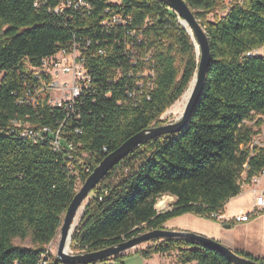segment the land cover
<instances>
[{
	"label": "trees",
	"instance_id": "1",
	"mask_svg": "<svg viewBox=\"0 0 264 264\" xmlns=\"http://www.w3.org/2000/svg\"><path fill=\"white\" fill-rule=\"evenodd\" d=\"M64 1L0 0V264H38L58 237L78 181L84 184L127 140L158 127L198 68L195 43L164 3L82 0L90 10L66 7L54 13ZM185 2L209 39L211 62L203 91L180 133L136 149L92 191L73 234L71 247L77 254L164 229L185 214L216 221L211 216L222 214L242 194L243 185L264 170V140L252 146L264 120L250 123L253 116L264 117V56L256 53L264 47V0ZM218 10L225 16L210 22L209 15ZM115 14L132 21L108 31L101 23ZM86 40L91 41V53L100 47L107 55L91 58L88 53L95 91L83 97L79 114L64 129L61 151H53L51 135L35 144L11 133L15 119L58 130V120L65 117L61 111L45 109L35 115L17 104L16 94L31 78V67ZM127 44L133 45V66L125 54ZM118 69L122 75L114 81ZM115 177L120 179L113 182ZM164 196L176 201L170 210L158 212ZM16 240H30L31 247ZM149 242L153 245L136 254L149 259L177 253L178 264H233L220 252L187 239ZM237 254L264 264V259ZM127 256L94 264L122 263ZM49 257L50 264H62L55 255Z\"/></svg>",
	"mask_w": 264,
	"mask_h": 264
},
{
	"label": "built area",
	"instance_id": "2",
	"mask_svg": "<svg viewBox=\"0 0 264 264\" xmlns=\"http://www.w3.org/2000/svg\"><path fill=\"white\" fill-rule=\"evenodd\" d=\"M66 7L74 9L90 10V5L82 0H67L62 2L54 13L59 14ZM109 13V11H106ZM129 17L115 14L104 20L101 25L106 30H116L124 28L131 23ZM133 36V32L129 33ZM91 41L86 40L84 43L74 42L71 47L61 49L55 55L45 58L39 67L29 69L30 79L23 84V89L17 97L19 106L30 108L35 115H39L41 110L49 109L52 114L53 110L61 111L65 117L58 120V130L52 131L49 126L32 123L28 119H15L10 123L9 130L16 133L20 138L32 141L37 144L46 140L47 135H51L50 143L54 152L61 151L62 133L73 116L79 114V105L83 97L87 93L95 91V77L88 67V60L93 57H105L107 50L98 47L94 53L90 51ZM91 53L90 57L89 54ZM125 54L131 56V64L133 66V45L127 44ZM145 61H149L145 59ZM117 77L114 81H118L122 75L121 69L117 70ZM131 77L132 74L130 73ZM144 76H148V72ZM1 80V79H0ZM113 78L110 79L112 81ZM30 117L29 115L27 116ZM73 130V129H72ZM71 131H68L69 135ZM75 134H82L79 129H74ZM261 142L255 138L252 146H260ZM70 149L74 148L73 143L69 144ZM71 159L72 156H69ZM264 177V170L251 179V184L256 185ZM256 206L264 207V194L259 193L256 199ZM216 221H222L221 214H213L211 216ZM247 217H238L237 222H245ZM53 246H48L47 252L41 256L38 264H50L49 255H53Z\"/></svg>",
	"mask_w": 264,
	"mask_h": 264
},
{
	"label": "water",
	"instance_id": "3",
	"mask_svg": "<svg viewBox=\"0 0 264 264\" xmlns=\"http://www.w3.org/2000/svg\"><path fill=\"white\" fill-rule=\"evenodd\" d=\"M157 1L164 3L169 9L176 13L180 25L187 31L185 26L181 24V21L186 23L191 30V34L188 31L187 33L191 36L195 46L197 43L196 54L199 59L198 68L188 88L190 89V95L185 105L183 115L180 120L175 121L172 124L153 127L133 136L101 161L92 174L86 179L81 189L77 191L72 203L63 216V221L58 234L55 256L62 264H94L116 256L126 255L130 250L152 240L182 238L187 239L200 247L211 248L220 252L233 264H258L252 260L239 256L236 252H233L221 243L206 236L193 232L174 231L165 228L146 232L116 246L98 252L73 254L69 250L68 245H71L73 234L76 229V219L92 191L101 184L105 177L121 161L136 149L156 138L180 133L186 127L189 117L203 91L208 68L211 62L209 39L204 28L197 20L193 10L185 0Z\"/></svg>",
	"mask_w": 264,
	"mask_h": 264
},
{
	"label": "crops",
	"instance_id": "4",
	"mask_svg": "<svg viewBox=\"0 0 264 264\" xmlns=\"http://www.w3.org/2000/svg\"><path fill=\"white\" fill-rule=\"evenodd\" d=\"M259 193L264 194V177L256 185H243V192L231 199L225 206L222 221H209L192 214H185L168 221L164 228L174 231H187L211 238L236 253L264 259V207L256 206ZM172 205L176 199L164 196ZM162 211L161 212H165ZM160 212V211H158ZM247 217L245 222H237L238 217ZM54 245V241L51 243ZM162 255L153 258L161 259Z\"/></svg>",
	"mask_w": 264,
	"mask_h": 264
},
{
	"label": "rangeland",
	"instance_id": "5",
	"mask_svg": "<svg viewBox=\"0 0 264 264\" xmlns=\"http://www.w3.org/2000/svg\"><path fill=\"white\" fill-rule=\"evenodd\" d=\"M224 16H225V13H224V12H221V11L218 10V11H215V13L210 14L209 17H208V19H209L210 22H214L215 20L220 19V18H222V17H224ZM256 53H257V54H260V55H262V56H264V47H263L262 49L258 50ZM178 65H179V66L181 65V59H178ZM1 77H2V74H0V79H1ZM180 100H182V98H181ZM180 100H179L178 102H176L175 104L181 102ZM175 104H174V105H175ZM174 105H173V106H174ZM173 106H171V107H170V108H169V109H168V110L162 115V117H161V119H160V120L162 121V123H161L159 126H163V125H167V124H172V123H174L175 121H177V119H178L179 117L176 116L175 114L171 113V112H172L171 109H172ZM259 120H264V117L261 116V115L253 116V121H250V123H251L252 125H255ZM256 130L259 132V134L256 136V138L259 139L260 141H263V140H264V125H263L262 127H260V128L257 127ZM118 179H120V178L115 177V178L113 179V182L118 181ZM82 185H83V183L80 182V181H78V183H77V191H79V190L81 189ZM161 201L165 202V208H164V209H160V208L158 207V204H159ZM88 202H89V198H88V200H86V202H85L84 205H83V212H84V210H85L86 205L88 204ZM158 204H157L156 209H157L158 211H160V212H161V210H162V211H165V210H167L168 208H170V204L167 203V199H166V198H163V197H162V198L160 199V201L158 202ZM82 216H83V213H82V215H81V218H79V220H78V222H77V224H76V228H77L78 225L80 224L81 219H82ZM75 230H76V229H75ZM74 232H75V231H74ZM57 240H58V237H57L56 240L54 241V245H53V249H52V250H53V255H55V252H56ZM15 243H16L17 245H20V246L31 247V242H30V240H26V241L16 240ZM71 245H72V243H71ZM71 245H70V252L73 253V254H77V251L74 250V249L71 247ZM151 245H153L152 242H147V243H144V244H142V245H139V246H137L136 248L130 250L129 252L126 253V255H128V256L123 260L122 263H121V262H116V263H115V262H112V261H107V262H105L104 264H178V262H177V260H178V258H177V257H178V256H177V253H172V254L163 255V257H162L160 260L157 259V258H153L154 256L151 257V258H149V259H146V258H144L143 256H141L140 254H136L137 251L142 250V249H145V248H147V247H149V246H151Z\"/></svg>",
	"mask_w": 264,
	"mask_h": 264
},
{
	"label": "bare ground",
	"instance_id": "6",
	"mask_svg": "<svg viewBox=\"0 0 264 264\" xmlns=\"http://www.w3.org/2000/svg\"><path fill=\"white\" fill-rule=\"evenodd\" d=\"M181 24H182L183 26H185V28L187 29V31L191 34V30H190V28L186 25V23L183 22V21H181ZM196 46H197V43H196ZM189 95H190V89H188V90L186 91V93L183 95L182 100H180L181 102L175 104V105L172 107V109H171V111H172L171 113H173V114H175L176 116L179 117V118L177 119V121L180 120L181 117H182V115H183L184 108H185V105H186V103H187V100H188ZM158 207H159L160 209H164V208H165V202L161 201V202L158 204ZM82 213H83V208L81 209V211H80V213H79V215H78V217H77V219H76V224H77L79 218H81ZM76 224H75V225H76ZM68 247H69V250H70V244L68 245Z\"/></svg>",
	"mask_w": 264,
	"mask_h": 264
}]
</instances>
